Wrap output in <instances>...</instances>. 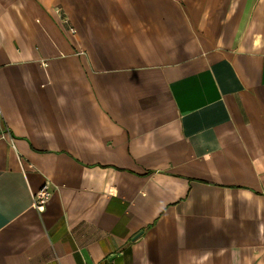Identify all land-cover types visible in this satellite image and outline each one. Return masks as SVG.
<instances>
[{
	"label": "crops",
	"instance_id": "crops-1",
	"mask_svg": "<svg viewBox=\"0 0 264 264\" xmlns=\"http://www.w3.org/2000/svg\"><path fill=\"white\" fill-rule=\"evenodd\" d=\"M0 264H264V0H0Z\"/></svg>",
	"mask_w": 264,
	"mask_h": 264
},
{
	"label": "built area",
	"instance_id": "built-area-1",
	"mask_svg": "<svg viewBox=\"0 0 264 264\" xmlns=\"http://www.w3.org/2000/svg\"><path fill=\"white\" fill-rule=\"evenodd\" d=\"M73 30V29H72ZM51 191L48 185H45L40 191L35 195V206L38 209H42L45 206L46 201L48 200Z\"/></svg>",
	"mask_w": 264,
	"mask_h": 264
}]
</instances>
